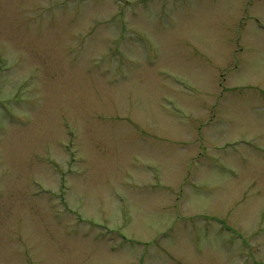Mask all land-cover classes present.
<instances>
[{
    "label": "rangeland",
    "instance_id": "374dc122",
    "mask_svg": "<svg viewBox=\"0 0 264 264\" xmlns=\"http://www.w3.org/2000/svg\"><path fill=\"white\" fill-rule=\"evenodd\" d=\"M0 264H264V0H0Z\"/></svg>",
    "mask_w": 264,
    "mask_h": 264
}]
</instances>
